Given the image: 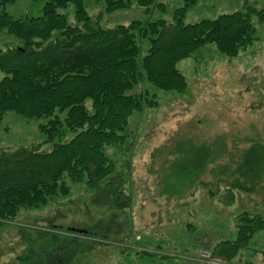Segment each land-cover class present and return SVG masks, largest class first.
Returning <instances> with one entry per match:
<instances>
[{
    "label": "rangeland",
    "instance_id": "1",
    "mask_svg": "<svg viewBox=\"0 0 264 264\" xmlns=\"http://www.w3.org/2000/svg\"><path fill=\"white\" fill-rule=\"evenodd\" d=\"M44 1L15 0L4 9L14 18L39 16ZM131 1L111 14L104 12L103 0L83 4L90 16L101 17L103 26L135 19L171 21L173 9L181 4L158 0L167 6L165 13L153 10L146 16ZM246 8L262 9L264 0H197L185 22ZM60 11L74 22L72 4ZM251 20L256 38L237 54L229 56L206 44L178 62L186 80L183 92L139 85L136 90H147L155 105L132 114L125 140L105 148L115 164L113 175L93 187L86 175L79 180L65 177L68 194L37 207H21L14 219L0 221V264H27L19 257L29 251L34 262H53L49 252L39 255L45 231L73 236L85 247L73 251L64 264H264V228L229 260L212 253L220 241L235 237L243 212L264 216V178L245 185L253 186L252 191L228 190L240 151L264 143V22ZM140 45L144 55L148 41L142 39ZM21 46L20 39L0 32V53ZM4 75L0 71V79ZM54 114L63 120L66 111ZM49 119L6 112L0 122V153L21 148L46 152L54 141L75 135L66 129L62 137L49 139L40 129Z\"/></svg>",
    "mask_w": 264,
    "mask_h": 264
},
{
    "label": "trees",
    "instance_id": "2",
    "mask_svg": "<svg viewBox=\"0 0 264 264\" xmlns=\"http://www.w3.org/2000/svg\"><path fill=\"white\" fill-rule=\"evenodd\" d=\"M14 1L0 0V32L22 41L20 49L0 53V71L5 73L0 79V122L8 111L25 118L48 117L40 129L49 133V139L62 137L66 129L75 135L54 141L46 152L21 148L14 153H0L2 222L14 219L21 207H37L58 194H68L65 177L79 180L86 175L93 187L113 175L115 164L108 159L105 148L125 140L132 114L155 105L147 90L136 88L148 83L157 90L183 92L186 80L177 68L180 60L206 44H214L233 56L256 38L252 17L264 22V8H246L186 23V12L197 0H180L171 21L135 19L103 26L100 16L88 14L83 0H45L39 16L18 18L4 9ZM103 1L106 14L126 9L132 2ZM135 1L146 16L153 10L165 13L167 8L158 0ZM68 4L74 6L73 23L60 11ZM142 39L148 41L144 55ZM48 48L54 51L42 54ZM87 100L89 107L85 105ZM55 110L66 111L65 118L61 120ZM237 159V175L228 179V190L234 187L252 191L253 186L245 185L264 178V143L249 145ZM262 228V214L243 212L235 237L215 245L213 255L229 260ZM44 237L39 255L43 258L44 251L49 252L54 259L49 264H64L73 251L85 248L77 238L57 231H45ZM30 257L29 251L19 259L42 264Z\"/></svg>",
    "mask_w": 264,
    "mask_h": 264
}]
</instances>
